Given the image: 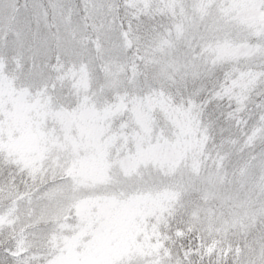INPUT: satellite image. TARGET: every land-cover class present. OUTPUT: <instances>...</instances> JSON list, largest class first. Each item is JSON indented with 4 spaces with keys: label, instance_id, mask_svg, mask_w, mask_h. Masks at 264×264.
I'll use <instances>...</instances> for the list:
<instances>
[{
    "label": "snow or ice",
    "instance_id": "snow-or-ice-1",
    "mask_svg": "<svg viewBox=\"0 0 264 264\" xmlns=\"http://www.w3.org/2000/svg\"><path fill=\"white\" fill-rule=\"evenodd\" d=\"M0 264H264V0H0Z\"/></svg>",
    "mask_w": 264,
    "mask_h": 264
}]
</instances>
